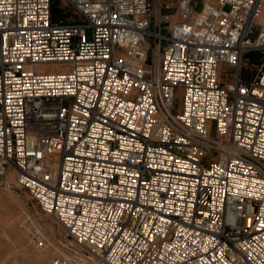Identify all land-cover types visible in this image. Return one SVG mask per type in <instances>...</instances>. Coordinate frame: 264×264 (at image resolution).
Returning <instances> with one entry per match:
<instances>
[{
	"label": "built area",
	"instance_id": "built-area-1",
	"mask_svg": "<svg viewBox=\"0 0 264 264\" xmlns=\"http://www.w3.org/2000/svg\"><path fill=\"white\" fill-rule=\"evenodd\" d=\"M195 1L0 0L1 182L54 264H264V0Z\"/></svg>",
	"mask_w": 264,
	"mask_h": 264
},
{
	"label": "rangeland",
	"instance_id": "rangeland-1",
	"mask_svg": "<svg viewBox=\"0 0 264 264\" xmlns=\"http://www.w3.org/2000/svg\"><path fill=\"white\" fill-rule=\"evenodd\" d=\"M201 2V0L195 1L197 9L201 7ZM228 74L229 70H227L226 65H223L221 67L223 82L228 80ZM181 100L182 92H178L175 106H179ZM12 179L13 176L10 175L6 181L10 182ZM1 181L0 177V264H54L58 257L62 256L65 259H70V256L73 257L69 248H77L69 244L68 237L65 236L62 229L54 224L24 191L11 187L6 188L2 186L6 182L2 183ZM28 217L32 218L44 230L45 233L42 230L41 232L50 240L47 248L37 247L28 238L22 227ZM56 242L62 243V245L59 247L55 244ZM73 253L74 255L77 254L76 252ZM78 258L93 262L92 259L86 257ZM65 264L75 263L68 261Z\"/></svg>",
	"mask_w": 264,
	"mask_h": 264
},
{
	"label": "bare ground",
	"instance_id": "bare-ground-1",
	"mask_svg": "<svg viewBox=\"0 0 264 264\" xmlns=\"http://www.w3.org/2000/svg\"><path fill=\"white\" fill-rule=\"evenodd\" d=\"M263 7H264V5H263ZM264 9V8H263ZM7 183H10L9 181H6ZM15 188V187H14ZM91 259V258H90Z\"/></svg>",
	"mask_w": 264,
	"mask_h": 264
}]
</instances>
